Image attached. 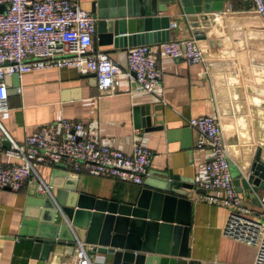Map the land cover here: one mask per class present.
<instances>
[{
    "label": "crops",
    "instance_id": "1",
    "mask_svg": "<svg viewBox=\"0 0 264 264\" xmlns=\"http://www.w3.org/2000/svg\"><path fill=\"white\" fill-rule=\"evenodd\" d=\"M74 1L91 11L96 0ZM161 1L155 2L156 8ZM218 3L212 1L211 5ZM147 5L151 9L150 1L139 0L138 14H147ZM221 5V11L211 8L195 14L208 17V25L200 21V27L191 26L178 3L168 4L167 11L158 12L155 17H169V40L184 41L204 33L203 42L196 39L203 56H208L202 63L188 65L183 56H166L158 45L152 44L151 53L163 72L162 83L154 94L130 90L134 73L123 68L114 94L102 92L96 77L80 73L75 66L34 69L5 80L10 108L0 112V125L8 136L0 126V138L10 147V138L22 144L39 126L71 119L81 122L94 137L126 154H131L137 143L154 154L141 185L85 170L75 172L70 162L64 160L57 164L67 167L68 173H77L78 178L58 176L64 170L56 169V164L39 165L37 173L28 177L22 189H0V264H41L31 255L32 244L19 236L21 230L29 229L22 222L27 206L36 210L39 199L32 195L41 192V180L47 184L52 179L61 181L76 187L75 193L96 199L134 204L145 184L155 185L156 173L169 170L184 179H193L198 189L190 192L193 208L187 263L255 264L256 246L225 233L229 210L205 198L217 192H200L204 165L211 153L208 147H197L199 134L187 124V119L192 117L211 115L219 119L232 162L233 180L258 148L262 149L264 159V24L254 12L251 0H224ZM127 35L128 32L118 34L116 43L110 45L100 46L94 40V47L118 63H127L124 52L130 47L122 46V37ZM211 39L221 46L212 45ZM136 108L149 110L153 125L162 123L163 129L146 132L145 128L137 127ZM0 163L13 165L20 164L21 160L0 153ZM70 193L73 192H69L68 201L73 199ZM240 195L251 209H262L253 199ZM87 248L92 264H113V254L93 253V247ZM43 264H76L74 250L71 258L63 252V247L53 250Z\"/></svg>",
    "mask_w": 264,
    "mask_h": 264
},
{
    "label": "built area",
    "instance_id": "2",
    "mask_svg": "<svg viewBox=\"0 0 264 264\" xmlns=\"http://www.w3.org/2000/svg\"><path fill=\"white\" fill-rule=\"evenodd\" d=\"M251 1L264 24V0ZM96 22L91 12L74 0H0V112L10 108L6 75H21L34 69L75 66L82 74L94 73L102 92L117 93L123 69L108 53L95 49ZM154 44L166 56H183L188 65L204 62L195 37ZM151 45H136L127 51L128 71L134 73L132 91L154 94L162 83L163 72L151 53ZM187 124L199 134L197 147H208L211 153L204 165L200 187L217 194L205 198L229 210L226 235L255 245V264H264V197L262 209L255 211L236 190L223 129L216 116L192 117L187 119ZM2 130L8 136L3 127ZM9 140L11 147L5 149L0 138V153L18 158L21 163H0V189L20 190L28 177L37 173V166L55 165L64 160L70 162L75 172L85 170L141 185L154 154L139 143L131 154H126L71 119L39 126L22 144ZM51 189L43 180L39 182L41 192L47 194ZM87 247L92 248L76 239V264H92Z\"/></svg>",
    "mask_w": 264,
    "mask_h": 264
},
{
    "label": "water",
    "instance_id": "3",
    "mask_svg": "<svg viewBox=\"0 0 264 264\" xmlns=\"http://www.w3.org/2000/svg\"><path fill=\"white\" fill-rule=\"evenodd\" d=\"M138 1L96 0L92 3L90 12L97 19L94 35L97 45H110L114 41L116 43L115 36L127 32L129 35L122 37L124 47L168 41L171 27L169 17H155L158 12L167 11L168 4L178 3L191 26L200 27V21L208 25V17L195 14L210 11L211 8L213 11H221V2L224 0H162L157 8V0H146L152 3L151 9L147 5V14H138ZM212 1L219 3L211 5ZM115 3L117 11L114 9ZM4 9L5 5L2 4L1 10ZM126 16L129 18L125 19ZM196 38L203 42L206 35L198 33ZM210 43L221 46L214 39ZM124 56L127 58V51ZM207 56L204 54V57ZM119 64L128 70V63ZM91 75L95 77L94 73ZM9 77L16 78L19 75H6L5 80ZM152 122L149 110L135 109L137 127L145 128L146 132L163 129L162 123L153 125ZM3 146L10 147L7 141H3ZM55 167L64 170L58 176H79L77 173H68L67 167L61 164H56ZM156 176L155 185L145 184L146 187L141 190L134 204L109 202L83 193L78 194L75 193L76 187H69L52 179L49 183L52 186L50 193L35 192L32 195L39 199L38 205L36 210L33 206H27L22 226L30 230H21L19 236L32 244L31 255L41 264L49 260L51 251H59L61 247L66 256L71 258L77 238L91 245L93 253L113 254V264H188L186 258L189 254L193 208L190 192L198 189L193 179H184L171 170L160 171ZM233 182L239 193L259 205L262 204V149L258 148L253 158L240 167V173ZM69 192H73L70 193L73 197L71 201L67 200ZM200 192L206 190L201 188ZM93 209L95 211H91Z\"/></svg>",
    "mask_w": 264,
    "mask_h": 264
}]
</instances>
